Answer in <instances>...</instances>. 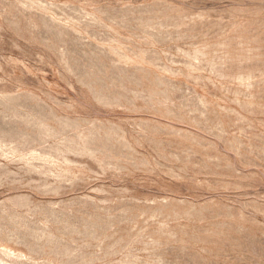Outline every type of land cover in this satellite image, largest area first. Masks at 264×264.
Wrapping results in <instances>:
<instances>
[{"label": "rangeland", "instance_id": "rangeland-1", "mask_svg": "<svg viewBox=\"0 0 264 264\" xmlns=\"http://www.w3.org/2000/svg\"><path fill=\"white\" fill-rule=\"evenodd\" d=\"M0 264H264V0H0Z\"/></svg>", "mask_w": 264, "mask_h": 264}]
</instances>
